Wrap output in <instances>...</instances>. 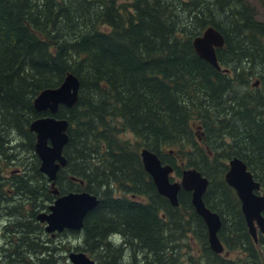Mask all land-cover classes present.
I'll use <instances>...</instances> for the list:
<instances>
[{"label":"trees","instance_id":"obj_1","mask_svg":"<svg viewBox=\"0 0 264 264\" xmlns=\"http://www.w3.org/2000/svg\"><path fill=\"white\" fill-rule=\"evenodd\" d=\"M208 27L223 36L216 57L227 72L192 47ZM68 74L79 81L76 104L37 113L33 100ZM46 116L68 122L55 187L98 199L79 235L96 263L264 264V236L253 242L224 180L238 158L264 195V21L245 0H0V215L21 205L8 206L4 189L49 195L29 131ZM142 149L177 178L195 169L208 180L203 202L221 219L227 257L210 250L189 192L179 191L178 207L157 193ZM10 166L17 172L4 177ZM190 241L198 256L183 255ZM37 252L28 238L8 258ZM41 257L36 264H56Z\"/></svg>","mask_w":264,"mask_h":264},{"label":"water","instance_id":"obj_2","mask_svg":"<svg viewBox=\"0 0 264 264\" xmlns=\"http://www.w3.org/2000/svg\"><path fill=\"white\" fill-rule=\"evenodd\" d=\"M224 46L223 36L212 27L206 28L200 36L192 41V47L199 58L210 64L217 71L227 72L220 68L216 50ZM258 82L254 84L257 86ZM79 81L68 74L59 87L41 91L33 100L37 113L55 114L60 106L72 108L78 98ZM68 122L54 117H41L33 120L29 131L35 135L34 152L39 159V171L51 183V192L58 194L54 184L58 172L67 164L62 152L68 142L66 133ZM144 171L150 176L157 193L167 199L172 207H178L180 190L190 193L191 205L195 213L202 219L207 230L209 248L215 254H222L224 247L218 238L221 219L218 214L210 211L203 202V195L208 187V180L196 171H182L180 181H171L173 168L163 165L158 156L147 149L139 153ZM228 170L224 176L225 183L233 189L241 204V212L246 227L254 243L258 242V233L264 235V196L256 194L260 184L254 181L246 165L238 158L228 162ZM81 183V182H80ZM98 205L96 196L81 192L68 193L57 198L48 208V213H40L37 220L45 223L47 233L61 232L64 229L79 231L88 212ZM71 264H95L84 253H70Z\"/></svg>","mask_w":264,"mask_h":264},{"label":"flooded vegetation","instance_id":"obj_3","mask_svg":"<svg viewBox=\"0 0 264 264\" xmlns=\"http://www.w3.org/2000/svg\"><path fill=\"white\" fill-rule=\"evenodd\" d=\"M71 181L75 180L71 179ZM47 185H49V189L45 188ZM50 186L51 183L47 180V184H44V189H42L43 191L47 190L49 195H44V193H42L40 194L42 198H39L38 196L37 198L27 197L28 200H25L23 205L20 206L17 203L18 199L15 198V195L18 193H15L10 189L5 190L6 192H4L5 196L3 198L10 202L8 206L17 204L19 207H9L5 213H2V231L0 233L2 246H0V264H36L37 257L42 256L41 259L49 260L52 259L54 254L58 251H63L67 254V257H63V260L67 258L69 261V254L72 252L84 253L91 260H94L82 248L83 241L80 240L79 236L82 228L79 231L64 229L61 232H54L51 234L45 231V223H41L37 220L38 214L48 213L49 206L46 203L49 202L52 204L57 198L68 194V192H62L56 188L58 194L54 195L51 192L52 189ZM20 208L22 209L23 214L21 216V220H17L14 216L22 213ZM17 209H19L20 213H17ZM27 233H30V237L28 236V238L34 242L35 247L36 244H38L39 253H27L25 254V257H27L26 259H15L21 261V263L15 262L13 259H9L8 254L11 250L16 249L20 246V244L24 243V241L28 239L24 236ZM76 240H79L81 244L72 245V243L76 242ZM30 249H32V247ZM45 249L50 250L48 253L52 255L51 257L45 255L43 252ZM94 262L96 263L95 260ZM67 264H71L70 261Z\"/></svg>","mask_w":264,"mask_h":264},{"label":"rangeland","instance_id":"obj_4","mask_svg":"<svg viewBox=\"0 0 264 264\" xmlns=\"http://www.w3.org/2000/svg\"><path fill=\"white\" fill-rule=\"evenodd\" d=\"M245 2L247 3V5H249L250 8L253 9L254 11V15H255V18L259 21H264V6H263V3L261 0H245ZM127 138L130 140V141H133V138L128 135ZM176 165L178 167L182 166L181 165V162L179 161V159L177 158L176 159ZM5 169V168H4ZM184 170H187V169H184ZM13 167L10 166L8 168H6L2 175L5 177H9L10 176V173L13 172ZM173 178L174 180L173 181H179V178H177L175 175H173ZM42 184L44 185V183L42 182ZM47 184V182H46ZM75 186H80L78 183L74 184ZM47 189H49V185L46 186ZM6 190V189H4ZM3 192H6V191H3ZM15 198L18 199L17 203L18 204H21L23 205V202L25 201V199L19 195V194H16L15 195ZM217 199V198H216ZM9 204V203H7ZM48 206L51 205V203H46ZM49 208V207H48ZM2 231V214L0 215V233ZM190 239V238H189ZM81 240V239H80ZM119 240V239H118ZM121 242L118 241V244ZM78 244H81V242L79 240H76V242H73L72 245H78ZM0 246H2V239L0 238ZM59 246V245H57ZM183 248V247H182ZM182 252H183V255L187 256V255H192V256H198L200 254V249H199V246L198 244L195 242V243H192L191 241L189 242V245L188 247H185L182 249ZM224 256H228V254L226 253ZM63 257H67V254L64 253L63 251H58L56 252V254H54V259L56 260V264H67L69 263L68 259H64L63 260ZM183 258V257H182ZM53 259V260H54ZM186 261V257L183 259ZM125 263L127 264V260H125ZM95 264H99V263H95Z\"/></svg>","mask_w":264,"mask_h":264}]
</instances>
